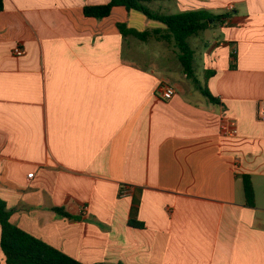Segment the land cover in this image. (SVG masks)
Listing matches in <instances>:
<instances>
[{"label":"crops","instance_id":"obj_1","mask_svg":"<svg viewBox=\"0 0 264 264\" xmlns=\"http://www.w3.org/2000/svg\"><path fill=\"white\" fill-rule=\"evenodd\" d=\"M151 1L227 15L193 49L214 102L172 41L154 39L167 51L137 61L117 24L165 29L142 13L3 0L0 198L13 224L83 264H264V0ZM223 118L237 135L220 132Z\"/></svg>","mask_w":264,"mask_h":264},{"label":"trees","instance_id":"obj_2","mask_svg":"<svg viewBox=\"0 0 264 264\" xmlns=\"http://www.w3.org/2000/svg\"><path fill=\"white\" fill-rule=\"evenodd\" d=\"M151 0H110L107 4L97 6H85L84 15L101 19L109 16L114 7H124L126 10H134L142 13L151 20L158 21L165 26L160 29L137 31L128 28L126 24H117L123 36H132L141 41L149 39L172 41L178 50L179 62L184 73L192 79L197 89L212 102L215 98L206 87L201 86L194 73V50L188 45L187 39L200 31L209 29L216 24L223 23L226 14L214 15L205 10L184 11L177 14L155 13L147 7ZM4 8L3 0H0V11ZM246 203L252 206L253 191L249 178H243ZM59 215L69 217L63 208H54ZM133 226L141 227L140 223L131 221ZM0 254L5 264H83L80 261L64 254L44 241L28 234L11 222V212L6 203L0 198ZM1 264V259H0ZM104 264V263H95Z\"/></svg>","mask_w":264,"mask_h":264},{"label":"rangeland","instance_id":"obj_3","mask_svg":"<svg viewBox=\"0 0 264 264\" xmlns=\"http://www.w3.org/2000/svg\"><path fill=\"white\" fill-rule=\"evenodd\" d=\"M147 7L154 11L155 13H161V14H177L180 13L181 6L174 2V1H151L147 3ZM134 14H137L139 16H142L140 12H134ZM133 23H138V21L135 20V18L132 19ZM207 32L200 31L196 35L189 37L187 39L188 45L191 49H194L196 46H200V50L202 49V45L205 42V36L207 35ZM133 40V54L137 56V61L139 63L141 62V58H150L152 60H157L159 53H163L167 50H165V44L163 42L155 41L154 39H149L147 42H142L141 40H138L136 38H132ZM195 62H198V55L195 57ZM146 66L147 64L144 63ZM197 76H200V71L197 70Z\"/></svg>","mask_w":264,"mask_h":264},{"label":"built area","instance_id":"obj_4","mask_svg":"<svg viewBox=\"0 0 264 264\" xmlns=\"http://www.w3.org/2000/svg\"><path fill=\"white\" fill-rule=\"evenodd\" d=\"M14 54L17 56H20L23 54V50L17 46L15 47V49L13 50ZM159 92H160V96L164 99V100H169L173 97V95L175 94V89L169 85H162L159 88ZM258 117L259 119H261L262 121H264V101H261L259 103L258 106ZM220 132L224 135H228V136H235L238 133V129H237V125L235 120L230 119V118H223L221 119V123H220ZM130 187L128 186H123L121 191H120V195L121 196H125L130 194Z\"/></svg>","mask_w":264,"mask_h":264}]
</instances>
